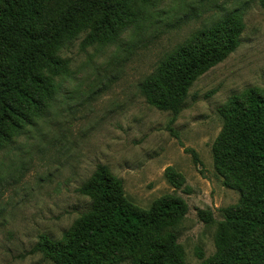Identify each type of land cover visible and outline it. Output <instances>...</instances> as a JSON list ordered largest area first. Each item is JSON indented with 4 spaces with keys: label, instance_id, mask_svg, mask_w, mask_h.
Here are the masks:
<instances>
[{
    "label": "rangeland",
    "instance_id": "374dc122",
    "mask_svg": "<svg viewBox=\"0 0 264 264\" xmlns=\"http://www.w3.org/2000/svg\"><path fill=\"white\" fill-rule=\"evenodd\" d=\"M236 8L246 24L240 46L193 82L179 115L150 105L139 84L163 55ZM150 11L141 30L115 42L83 45V34L63 49L70 74L57 79L56 98L0 147V264H55L37 249L40 237L62 239L89 208L78 188L100 163L138 206L183 197L188 212L175 232L187 263L215 254L224 209L241 193L224 184L212 149L228 98L264 89V8L259 0H154ZM170 166L181 186L168 180Z\"/></svg>",
    "mask_w": 264,
    "mask_h": 264
},
{
    "label": "trees",
    "instance_id": "16d2710c",
    "mask_svg": "<svg viewBox=\"0 0 264 264\" xmlns=\"http://www.w3.org/2000/svg\"><path fill=\"white\" fill-rule=\"evenodd\" d=\"M264 8V0H259ZM154 0H0V147L41 117L56 98L58 78L70 74L62 51L85 34L83 45H108L123 32L139 31ZM244 12L233 9L165 53L139 84L147 102L174 118L193 82L241 44ZM223 127L213 144L214 166L241 193L224 209L215 254L200 264H264V89L233 94L220 110ZM176 187L184 177L173 167ZM89 208L54 240L41 235L37 249L55 264H188L175 228L188 212L177 195L148 208L125 194L124 182L105 164L78 188ZM200 216L210 221L208 214Z\"/></svg>",
    "mask_w": 264,
    "mask_h": 264
}]
</instances>
